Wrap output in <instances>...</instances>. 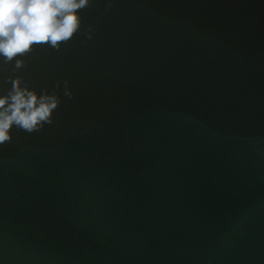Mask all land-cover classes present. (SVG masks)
<instances>
[{
    "label": "water",
    "instance_id": "1",
    "mask_svg": "<svg viewBox=\"0 0 264 264\" xmlns=\"http://www.w3.org/2000/svg\"><path fill=\"white\" fill-rule=\"evenodd\" d=\"M79 14L15 73L61 103L0 145V264H264V0Z\"/></svg>",
    "mask_w": 264,
    "mask_h": 264
},
{
    "label": "clouds",
    "instance_id": "2",
    "mask_svg": "<svg viewBox=\"0 0 264 264\" xmlns=\"http://www.w3.org/2000/svg\"><path fill=\"white\" fill-rule=\"evenodd\" d=\"M91 6L92 0H0V63L13 65V75L5 80L11 88L0 95V145L13 140L10 130L14 125L32 134L54 124V112L61 103V83L57 82L51 92L46 88L38 92L15 73L26 67L23 57L34 46L47 45L59 51L62 44L71 41L82 27L79 13ZM111 7L112 0H108ZM85 36L92 39L91 26ZM63 92L73 98L70 81H63Z\"/></svg>",
    "mask_w": 264,
    "mask_h": 264
}]
</instances>
